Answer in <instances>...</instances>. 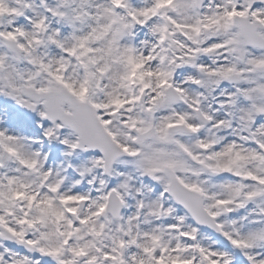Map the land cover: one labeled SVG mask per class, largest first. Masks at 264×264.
Segmentation results:
<instances>
[{
    "label": "snow or ice",
    "instance_id": "1",
    "mask_svg": "<svg viewBox=\"0 0 264 264\" xmlns=\"http://www.w3.org/2000/svg\"><path fill=\"white\" fill-rule=\"evenodd\" d=\"M0 264H264V0H0Z\"/></svg>",
    "mask_w": 264,
    "mask_h": 264
}]
</instances>
